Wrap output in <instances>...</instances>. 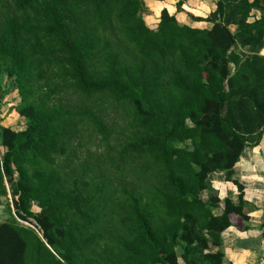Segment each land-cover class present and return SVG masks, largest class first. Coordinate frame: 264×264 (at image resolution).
Segmentation results:
<instances>
[{
	"label": "trees",
	"instance_id": "trees-1",
	"mask_svg": "<svg viewBox=\"0 0 264 264\" xmlns=\"http://www.w3.org/2000/svg\"><path fill=\"white\" fill-rule=\"evenodd\" d=\"M188 16L211 28L163 9L151 30L141 0H0V104L25 123L0 126V264H224L242 187L220 216L202 195L264 135V0Z\"/></svg>",
	"mask_w": 264,
	"mask_h": 264
},
{
	"label": "crops",
	"instance_id": "crops-1",
	"mask_svg": "<svg viewBox=\"0 0 264 264\" xmlns=\"http://www.w3.org/2000/svg\"><path fill=\"white\" fill-rule=\"evenodd\" d=\"M179 0H141L142 18L146 26L155 30L160 13L165 9L174 16L181 25L196 29H210L211 25L193 22L188 15L205 18L216 9L217 0H190L177 12L175 5ZM260 14L253 13L249 22L258 19ZM264 57V48L258 54ZM12 103L5 100L0 104V126L16 129L9 123L7 113ZM20 119V118H19ZM19 131V130H18ZM234 182L242 187L244 214L248 220L239 216H231V226L221 233L222 245L214 251H220L224 256V264H264V135L256 145L244 148L239 161L233 168L231 180L224 173H211L207 177L209 190L205 191L202 199L208 202L209 197L219 200L218 207L213 210L214 216H220L226 199L238 203L239 190ZM178 264H183L178 259Z\"/></svg>",
	"mask_w": 264,
	"mask_h": 264
},
{
	"label": "rangeland",
	"instance_id": "rangeland-1",
	"mask_svg": "<svg viewBox=\"0 0 264 264\" xmlns=\"http://www.w3.org/2000/svg\"><path fill=\"white\" fill-rule=\"evenodd\" d=\"M0 84L6 90L12 85V81L6 79L5 76H0ZM4 100H5V102L10 101L12 103L11 110L9 107V111L7 113V118H8L9 123L13 124V127L16 129V131L22 130L25 126V123L21 119H19V116L17 115L16 111L14 110V108L16 107V105L19 102V97L17 96L16 93H13V94L6 95L5 98L3 99V101ZM65 103H67V102L65 101ZM102 117L104 119L106 129L108 131H111L112 137H110V141L108 142V145L112 146L113 140H111V139H113L114 137L117 138L119 136V135L113 136V134H115L119 130L118 127H120V125H121L119 123L120 119L117 115L114 114V112L111 109H109V110L107 109L106 112L104 114H102ZM188 125H190V124L188 123ZM86 135L87 134L84 132L82 141L84 143H86V145L85 146L83 145L82 147H80V150H81L80 152L82 153V155H85V154L87 155V151H89V152L91 151V153L94 154L93 159H95L96 156L99 155V153H102V148L95 150V147L93 146V144L87 142V140L85 139ZM94 150H95V153H94ZM10 204L11 203H10V199H9L8 201L5 200L3 202V205L0 206V222H4L6 219H8V208L7 207ZM32 211L36 213L39 210H38V208L33 207ZM11 213L14 214L13 210H11ZM31 227H33V226H31Z\"/></svg>",
	"mask_w": 264,
	"mask_h": 264
},
{
	"label": "built area",
	"instance_id": "built-area-1",
	"mask_svg": "<svg viewBox=\"0 0 264 264\" xmlns=\"http://www.w3.org/2000/svg\"><path fill=\"white\" fill-rule=\"evenodd\" d=\"M19 221V220H18ZM19 223H21V224H23V225H26V226H28V227H31L28 223H24V222H21V221H19ZM31 228H33V227H31Z\"/></svg>",
	"mask_w": 264,
	"mask_h": 264
}]
</instances>
